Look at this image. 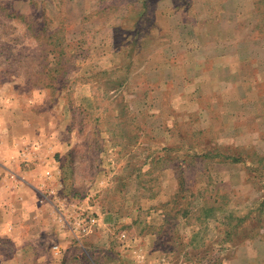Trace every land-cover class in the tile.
Returning a JSON list of instances; mask_svg holds the SVG:
<instances>
[{
  "label": "rangeland",
  "instance_id": "374dc122",
  "mask_svg": "<svg viewBox=\"0 0 264 264\" xmlns=\"http://www.w3.org/2000/svg\"><path fill=\"white\" fill-rule=\"evenodd\" d=\"M9 130L57 166L0 264H264V0H0Z\"/></svg>",
  "mask_w": 264,
  "mask_h": 264
},
{
  "label": "crops",
  "instance_id": "0c3cea01",
  "mask_svg": "<svg viewBox=\"0 0 264 264\" xmlns=\"http://www.w3.org/2000/svg\"><path fill=\"white\" fill-rule=\"evenodd\" d=\"M38 137V134H35L32 144L27 146V150H23L19 146L22 143L25 144L24 137L16 132L12 133V130H9L6 135H0V141H2L0 146V236L12 238L17 249H20V244L27 243L23 247L33 253L46 249L43 241L39 240L44 233L25 231V227L17 222L21 219L19 213L17 215L15 212L16 205L24 207L28 201L27 196L31 192L35 196L37 213L44 211L46 203L51 202L46 189L53 185L57 166L56 162H53L52 148L45 147V144L43 146ZM22 162L29 163L23 167ZM24 189L28 190L25 195H23ZM6 190L15 192L14 199H7L11 194L5 193Z\"/></svg>",
  "mask_w": 264,
  "mask_h": 264
}]
</instances>
